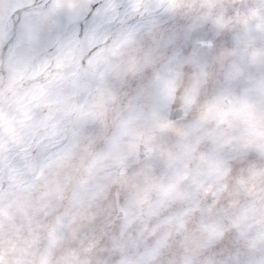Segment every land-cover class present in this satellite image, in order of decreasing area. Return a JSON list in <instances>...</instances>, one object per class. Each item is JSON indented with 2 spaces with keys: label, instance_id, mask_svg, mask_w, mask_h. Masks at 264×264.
Masks as SVG:
<instances>
[{
  "label": "snow or ice",
  "instance_id": "snow-or-ice-1",
  "mask_svg": "<svg viewBox=\"0 0 264 264\" xmlns=\"http://www.w3.org/2000/svg\"><path fill=\"white\" fill-rule=\"evenodd\" d=\"M0 264H264V0H0Z\"/></svg>",
  "mask_w": 264,
  "mask_h": 264
}]
</instances>
